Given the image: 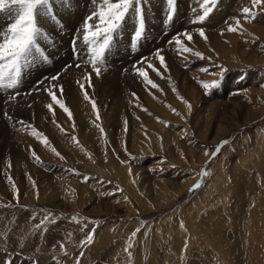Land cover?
I'll use <instances>...</instances> for the list:
<instances>
[{
    "label": "rangeland",
    "instance_id": "1",
    "mask_svg": "<svg viewBox=\"0 0 264 264\" xmlns=\"http://www.w3.org/2000/svg\"><path fill=\"white\" fill-rule=\"evenodd\" d=\"M201 3L176 0L168 19L167 0H144V36L135 40L130 13L105 53V78L78 74L91 68L82 28L93 0H53L55 20L38 17L40 51L18 87L0 91V264H264V4L217 0L194 24ZM80 8L63 30L61 16ZM13 22L0 13V30ZM113 100L124 104L118 117ZM44 102L51 111L37 108Z\"/></svg>",
    "mask_w": 264,
    "mask_h": 264
},
{
    "label": "snow or ice",
    "instance_id": "2",
    "mask_svg": "<svg viewBox=\"0 0 264 264\" xmlns=\"http://www.w3.org/2000/svg\"><path fill=\"white\" fill-rule=\"evenodd\" d=\"M63 2L67 5L70 3V0H63ZM143 2L144 0H93V3H96L97 7L85 19L82 28V43L88 49L90 57L89 64L92 71L95 72L97 76L101 74V65L104 62L106 51L111 46L114 34L122 27L130 13L134 14L137 21L134 33L135 40L140 41L143 38L145 32ZM175 3L176 0H167L169 10L168 19H171L174 15ZM216 4L217 0H202L200 5L202 14L194 19L192 23L205 22L214 10ZM252 4L254 7H258L264 4V0H252ZM52 5L53 0H0V13L11 11L14 15V22L11 23L6 30H0V91L17 88L20 83L22 70L29 63V57L32 55L33 51L37 53L40 51L37 47L38 38L45 34L39 26L38 17H46L47 19L55 20ZM242 11L245 19H255V14L252 13L249 8L245 7ZM93 21L96 22L93 23ZM239 27L240 20L237 18L235 26H229L227 31L236 32ZM199 35L207 40L203 29L199 30ZM183 36L189 42L193 39L192 35L188 32L183 33ZM77 39H79V37ZM175 43L178 50L182 53L192 52V49L185 46L179 37L176 39ZM193 54L203 58L202 54L199 52ZM155 55L159 59L160 64L167 70L164 57L161 56L159 52ZM147 68L157 71L151 63L147 64ZM137 72L152 88L158 87L149 79L147 72L142 68H138ZM51 79L56 80L58 77L54 76L51 77ZM201 83L205 89L219 87V81ZM83 88L84 85H81L82 90ZM47 91L52 100L58 104L71 119L70 110L57 98V95L54 94L51 88ZM84 99H89L87 92L84 93ZM92 106L93 111H96L94 101L92 102ZM48 107L51 111V104L48 105ZM97 119H99L98 115ZM101 131H103V129H101ZM33 132L37 136L40 135L35 129ZM42 141L46 146L48 145V140L46 138H42ZM226 143L227 141H223L222 144L217 147L216 152H219L220 147ZM53 151H55V149H53ZM57 155H59V153H57ZM203 174L207 175L206 172ZM198 186L199 185H197V187ZM13 187L15 188V185H13ZM17 199H19L18 190ZM92 240L93 235H88L86 242H91Z\"/></svg>",
    "mask_w": 264,
    "mask_h": 264
},
{
    "label": "bare ground",
    "instance_id": "3",
    "mask_svg": "<svg viewBox=\"0 0 264 264\" xmlns=\"http://www.w3.org/2000/svg\"><path fill=\"white\" fill-rule=\"evenodd\" d=\"M79 4V3H78ZM81 8L79 9V11L77 12V13H74V14H69L68 16L66 15V14H64L63 16H61V17H63V19L66 17V19L64 20L65 21V25H67V26H65V28H63V30H65V29H68V28H70V26H71V28H73V27H75V24L76 23H78V21H79V17H80V14H81ZM72 13V12H71ZM83 16V15H82ZM41 23L42 24H46L45 22H43V21H41ZM49 26V25H48ZM57 26V25H56ZM62 29H60V31H61ZM130 31V30H129ZM54 32V31H53ZM51 41V40H50ZM63 41V40H62ZM65 41V40H64ZM48 45H49V43H47ZM67 44V43H66ZM47 45V46H48ZM51 45V44H50ZM50 45H49V47H50ZM61 48V47H60ZM114 48V47H113ZM55 49V48H54ZM64 49V48H63ZM128 49V48H127ZM56 50V49H55ZM111 50V49H110ZM145 50V49H144ZM113 51V50H112ZM115 51V50H114ZM126 51V50H125ZM148 52V50L147 51H145V53H147ZM65 52L63 51V53H61L62 55L64 54ZM68 56H69V58L71 59V53H66ZM65 54V55H66ZM120 54V53H119ZM128 55H129V53H127ZM58 57H60V56H58ZM111 57V56H110ZM56 58V57H55ZM54 58V59H55ZM112 58V57H111ZM60 59V58H59ZM122 59L124 60V61H126V59H128V57H127V55L125 56H123L122 57ZM61 60H63V59H61ZM83 60V59H82ZM114 60V59H113ZM120 60V59H119ZM60 61V60H59ZM118 61V60H117ZM59 64V63H58ZM62 65V64H61ZM60 65V66H61ZM55 66V65H54ZM59 66V67H60ZM108 66V65H107ZM83 70H82V68L78 71V74L79 75H82V74H86V73H90V74H95V72H93L92 71V68H89V67H87V66H85V65H83ZM85 69V70H84ZM114 69V73H117V72H119V68L118 67H114L113 68ZM37 70V69H36ZM82 70V71H81ZM31 71V70H30ZM85 71V72H84ZM111 69L109 68L108 70H103L102 69V71H101V74L98 76V77H100V78H103L104 76H107V73L109 74V73H111ZM38 72V71H37ZM80 72V73H79ZM101 76H103V77H101ZM105 78V77H104ZM27 81H29V80H27ZM31 81V80H30ZM29 81V82H30ZM107 81V80H106ZM27 84H29L28 82H27ZM26 86V85H25ZM24 87V86H23ZM118 96V95H117ZM120 98V97H119ZM1 99H2V97L0 98V101H1ZM2 102V101H1ZM113 102H114V100H113ZM116 102V101H115ZM115 102H114V106H115V108H114V112H117V117H118V115H119V112H121V110H123V108H124V104L123 103H116L115 104ZM45 103V102H44ZM50 103V102H49ZM48 102L47 103H45V104H42V105H40L39 107H37L38 109H40L41 110V108L42 109H44V110H42V111H45L46 113L47 112H49V107H48V105H50ZM3 106V105H2ZM51 106H52V103H51ZM45 107V108H44ZM73 110L75 111V113L76 114H78V117H77V119H78V121L79 120H81L84 116L82 115L83 113V110H85V106L82 104V102H81V100L79 101L78 99L76 100V102H74L73 103ZM112 107V106H111ZM39 110V111H40ZM41 112V111H40ZM44 112V113H45ZM74 113V112H73ZM116 117V118H117ZM115 118V119H116ZM1 133V132H0ZM4 133H6V132H4ZM3 133H1V135H2ZM7 134V133H6ZM5 137L3 136V139H4ZM20 139H23V140H27L28 142H32V138L28 135V136H26V137H19ZM1 139H2V137H1ZM16 139V138H15ZM25 144H26V141H23ZM27 142V143H28ZM28 145V144H27ZM18 172V171H17ZM4 187V186H3ZM1 190L3 191V189H1L0 188V192H1ZM44 261V260H43ZM42 261V262H43ZM89 263V262H88ZM43 264V263H42Z\"/></svg>",
    "mask_w": 264,
    "mask_h": 264
}]
</instances>
